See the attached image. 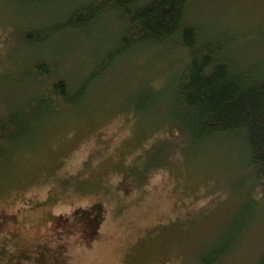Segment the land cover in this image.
Here are the masks:
<instances>
[{
  "label": "rangeland",
  "instance_id": "374dc122",
  "mask_svg": "<svg viewBox=\"0 0 264 264\" xmlns=\"http://www.w3.org/2000/svg\"><path fill=\"white\" fill-rule=\"evenodd\" d=\"M90 1L0 0V119L34 106L38 91L25 81L36 63L51 69L42 89L65 79L73 91L111 53L115 14L88 36L64 30L38 47L24 41ZM187 21L229 32L237 41L228 54L264 65V0H189ZM181 60L167 45L121 53L81 103L49 106L50 117L7 150L0 264H203L217 251V264L259 261L264 185L243 138L196 143L174 132L168 97Z\"/></svg>",
  "mask_w": 264,
  "mask_h": 264
},
{
  "label": "trees",
  "instance_id": "16d2710c",
  "mask_svg": "<svg viewBox=\"0 0 264 264\" xmlns=\"http://www.w3.org/2000/svg\"><path fill=\"white\" fill-rule=\"evenodd\" d=\"M81 3L71 5L66 10L68 14L61 16V19L65 18L57 25L26 32V44L38 47L64 30L88 36L103 17L110 14H115L120 29L119 41L116 39L114 44L111 43V53L97 61L92 73L73 91L65 79L42 89L38 79H48L51 69L45 63H36L33 71L36 73L30 72L31 78L25 81L38 91L31 99L35 107L13 108L7 117L0 119V159L5 158L8 149L27 140L35 124L50 117L49 106L74 107L81 103L88 84L99 78L118 55L137 48L167 45L174 52L179 50L182 56V69L171 85L168 97V105L173 107L170 117L177 126L174 132L185 133L196 143L224 135H240L249 152L256 180L264 181V65L256 66L228 54L237 41L229 32L226 37L219 36L217 29L206 32L199 24L188 22L189 0H93ZM144 96L146 94L141 98ZM43 98L52 102L43 101ZM161 100L165 105V100ZM88 226L95 227L92 222ZM223 254L217 251L209 260L204 259L203 264H217ZM256 264H264V254Z\"/></svg>",
  "mask_w": 264,
  "mask_h": 264
},
{
  "label": "bare ground",
  "instance_id": "6f19581e",
  "mask_svg": "<svg viewBox=\"0 0 264 264\" xmlns=\"http://www.w3.org/2000/svg\"><path fill=\"white\" fill-rule=\"evenodd\" d=\"M254 178H256L255 175H254ZM256 179H257V178H256ZM255 181H256V180H255ZM258 184H259V185H264V181H263V182H261V181H259V182L256 181V185H257V186H258Z\"/></svg>",
  "mask_w": 264,
  "mask_h": 264
}]
</instances>
